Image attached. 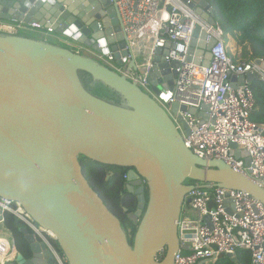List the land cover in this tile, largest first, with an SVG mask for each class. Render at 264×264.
Wrapping results in <instances>:
<instances>
[{"label":"water","instance_id":"obj_1","mask_svg":"<svg viewBox=\"0 0 264 264\" xmlns=\"http://www.w3.org/2000/svg\"><path fill=\"white\" fill-rule=\"evenodd\" d=\"M189 4L214 24L207 0ZM0 19L38 22L79 47L0 33V196L21 203L52 231L70 264H173L180 248L178 221L183 205L191 202L188 194L195 182L243 190L264 203V186L223 160L197 156L162 106L97 56L86 54L112 53L119 65L129 54L112 0H0ZM206 38L205 30L196 26L187 60L204 56L208 65L215 39ZM171 47L168 42L154 58L150 80L156 93L169 88L176 76L166 62ZM130 66L136 68L135 62ZM81 71L116 90L126 102L118 105L90 93ZM255 79L259 76L248 73L234 76L233 82ZM80 156L131 169L125 187L138 198L137 210L130 214L138 224L133 244L120 218L90 185ZM21 231L32 256L17 252L15 262L55 263L27 227ZM163 249L165 255L159 258Z\"/></svg>","mask_w":264,"mask_h":264},{"label":"built area","instance_id":"obj_2","mask_svg":"<svg viewBox=\"0 0 264 264\" xmlns=\"http://www.w3.org/2000/svg\"><path fill=\"white\" fill-rule=\"evenodd\" d=\"M112 1L120 14L129 54L123 57V65L117 64L112 53H99L97 58L162 106L193 153L207 160H223L264 186V124L251 118L255 95L249 83L233 82L234 76L252 73L264 83V59L258 58L262 63H257V59L234 60L220 25L198 15L189 4L192 0ZM211 12L212 7L210 15ZM198 25L207 34L206 42L215 39L208 65H204V56L187 60ZM28 28L45 29L38 22L0 19L2 34L19 35ZM46 32L51 33L52 29L47 28ZM168 42L172 47L166 62L176 76L169 88L161 87L156 93L150 74L157 64V50ZM132 61L136 68L130 66ZM182 106H186L185 111ZM236 151L247 155L237 156ZM194 186L188 194L191 202L183 205L178 221L180 248L173 264H216L223 256L234 257L239 249L251 252L252 264H264V203L243 190L200 182ZM0 212V234H4L0 235V264H15L18 252L4 226L6 213L13 214L36 240L46 245L55 262L49 264H70L55 244L52 231L37 223L21 203L0 196ZM164 255L165 249L159 258Z\"/></svg>","mask_w":264,"mask_h":264},{"label":"trees","instance_id":"obj_3","mask_svg":"<svg viewBox=\"0 0 264 264\" xmlns=\"http://www.w3.org/2000/svg\"><path fill=\"white\" fill-rule=\"evenodd\" d=\"M207 1L212 7V16L220 25L229 48L231 49L229 45L231 42L238 47L235 51H230L232 58L240 62L264 59V0ZM80 78L84 87L93 95L118 105L126 102L123 95L102 81H95L89 73L81 71ZM249 85L255 95V108L251 118L259 124H264V83L260 79H255ZM80 161L90 185L109 209L120 218L128 240L133 244L138 224L130 218L129 213L135 211L137 200L122 195L127 191L124 177L128 168L109 166L84 156H80ZM110 172L114 174L107 178ZM186 182L191 183L192 180L188 179ZM124 208L128 210L125 211ZM4 226L14 239L17 251L30 258L32 252L21 231L23 224L13 214L6 213ZM55 244L60 247L57 241ZM217 264H252V254L249 250L239 249L234 257L223 256Z\"/></svg>","mask_w":264,"mask_h":264},{"label":"crops","instance_id":"obj_4","mask_svg":"<svg viewBox=\"0 0 264 264\" xmlns=\"http://www.w3.org/2000/svg\"><path fill=\"white\" fill-rule=\"evenodd\" d=\"M20 35L26 36V37H30V38H35V39H39V40H48L53 42L54 44L57 45H61V46H67V47H72L73 48H79L76 46L75 42L71 41L70 39L63 37L57 33H47L46 29H36V28H28V29H24L20 32ZM199 41H201V37H199ZM232 51H234L235 49L231 48ZM86 54L91 56V57H96V53L91 52L89 50H85ZM7 235L9 236V238H12V236L10 235V233L7 231ZM13 239V238H12ZM15 264H18L17 262H15Z\"/></svg>","mask_w":264,"mask_h":264},{"label":"flooded vegetation","instance_id":"obj_5","mask_svg":"<svg viewBox=\"0 0 264 264\" xmlns=\"http://www.w3.org/2000/svg\"><path fill=\"white\" fill-rule=\"evenodd\" d=\"M131 169L130 168H128V170H127V172H126V177H124L125 179H124V184H125V186L127 185V176H128V173H129V171H130ZM113 174H114V172H112ZM118 174H120L119 172H118ZM126 192V193H125ZM122 195L123 196H127L128 198H136V200H137V205H138V198H137V196H136V194L135 193H131V192H128L127 193V191H124L123 193H122ZM146 196L148 197V189H147V187H146ZM135 210H137V207H136V209ZM132 213V212H131ZM131 213H129V216H130V214Z\"/></svg>","mask_w":264,"mask_h":264},{"label":"rangeland","instance_id":"obj_6","mask_svg":"<svg viewBox=\"0 0 264 264\" xmlns=\"http://www.w3.org/2000/svg\"><path fill=\"white\" fill-rule=\"evenodd\" d=\"M230 47L233 49H238L237 45L234 42H231ZM72 48V47H71ZM78 49V48H77ZM235 51V50H234ZM0 230H3L2 226L0 225ZM0 235H4V234H0Z\"/></svg>","mask_w":264,"mask_h":264},{"label":"bare ground","instance_id":"obj_7","mask_svg":"<svg viewBox=\"0 0 264 264\" xmlns=\"http://www.w3.org/2000/svg\"><path fill=\"white\" fill-rule=\"evenodd\" d=\"M52 234L55 236V234L52 232Z\"/></svg>","mask_w":264,"mask_h":264}]
</instances>
